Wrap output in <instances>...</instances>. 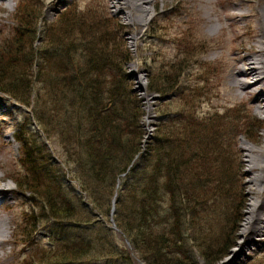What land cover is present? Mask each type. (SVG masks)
Returning a JSON list of instances; mask_svg holds the SVG:
<instances>
[{"label":"rangeland","instance_id":"374dc122","mask_svg":"<svg viewBox=\"0 0 264 264\" xmlns=\"http://www.w3.org/2000/svg\"><path fill=\"white\" fill-rule=\"evenodd\" d=\"M22 1L24 3L26 0H0V56L8 46L6 44L9 40L13 44L15 43L19 33L18 28H31L28 23L35 19L36 12L39 9L41 15L39 25L42 24L41 34L35 40L34 47L36 49L33 52H26L28 56L34 54L38 61L44 47L52 46L47 41L53 40L54 43H57L60 40L64 44L67 39L66 36L78 40V37L74 34L78 35L79 31L74 30L67 34L61 28L59 16L68 6L70 9L75 8L86 13L91 12V15L93 8L102 6L103 12L109 18L117 20L123 27V42L130 53V60L124 66L123 79L115 84L116 72L113 69L107 70L106 67L102 68V74L106 79V83H110L114 86V89L116 88L114 94H119V101L114 103V110L119 112H124L125 109L132 110L133 112L126 111L128 115L140 112L141 152L147 154L153 147V151L155 152L157 149L160 157L164 155L163 160L168 159V154L163 153L164 150L161 151L162 149L158 152V148L155 147L154 143L156 137L160 134L161 128L176 130L181 127L169 123L162 126L164 123H161L165 118H168L167 121H171L172 118L179 116V110L196 111V115H193L194 119L207 118L211 129H205V132H201L203 145L196 143L195 139L191 140L192 147L189 144H183L185 155L187 151L190 153L193 149H196L201 152L207 150L211 155L219 153L222 158L223 156L226 158L228 152L233 153L234 150H241L240 155L243 166L240 174H237L238 179L234 177L231 182L223 184L229 185L233 182L230 198H221L217 202L210 199L207 202V196L210 194L207 193L206 200L202 204H197L192 213L186 214L185 225L182 228L188 239V245L194 247L196 259L200 264L206 263L202 253L203 248L209 242H218L230 236V242H234V245L215 264H222L224 261H230L228 264H264V236L261 243L251 245V247L245 249L241 257L231 259L236 250L235 248L240 247L239 243L242 241L240 231L247 215L249 203L257 196V194H252V191H250V172L248 171L247 161L250 156L243 146V140L257 147H264V112H257L253 98H248L237 91L230 92V63L225 60L230 50L234 46L240 45L244 40L247 41L245 42L247 49H250L252 45L256 46L260 24L252 18L237 19V22L230 26V23L226 21L227 35L230 37L233 32L239 35L235 40L230 39L228 43L224 44L222 31H214L210 28V19L217 20L213 7L214 0H156L155 3L149 5L151 8L150 20L146 25L138 22L131 23L126 18L125 13L119 12L113 6L108 7V0H35L37 4L33 3L34 5H32V3H29L28 7L23 5L19 7ZM218 1L220 5L227 7L228 11L232 12L242 11L249 14L258 10V0ZM123 9L126 12L130 10L127 6H123ZM215 9L217 10L216 6ZM23 14L24 24L20 25L18 19ZM18 25L20 27H17ZM62 25L65 26L63 23ZM135 35L136 39L134 38ZM65 44L67 46L66 42ZM91 44L80 41L69 43L65 53L58 52L50 57L56 65L49 70L38 72L35 66L32 69L33 72L30 71L27 74H25L27 69L19 70L21 73L24 72L27 82H29V73H32L30 77L34 87L29 98V105L16 101L10 95L0 91V188L3 189L0 191V198L3 195L7 197L5 201L0 203V216L7 222L9 231L6 236L7 239L3 242L0 241V264H29L30 260H41V258L42 262L40 264H146L139 258L138 253L131 244L127 242L128 238L122 231L115 228L114 222L111 220L112 217L115 220L117 199L122 190L125 174L120 176V182L116 188V195L118 196L114 197L112 202L115 211L111 212V218L109 215V222L104 224L105 227L101 224L91 227L79 225L74 221L55 219L48 214L45 208L43 209L42 202H35L32 199V194L25 191V187L17 185V179L26 171L21 162L23 150L14 137L15 131L21 130V132L27 133L30 147L34 145V148H36L38 145L41 148L42 157L45 158L41 165L42 169L44 164L49 165V173L59 178L63 185V191L76 205L77 210L79 209L78 213L83 215L84 211L82 209L84 207L82 205L84 203L81 196L84 195L79 182L74 176V173L81 171L79 163H76L81 148L77 146V153H74L69 144L71 141L68 138V131L66 130L64 135H61L60 124L57 122L60 120L58 118L72 117L74 112H78L79 115L86 114L88 106L93 105V103L86 100L93 96L85 85L87 81H84V77L87 70L83 68V66H89L90 63L87 54L91 49L89 48ZM59 49H61L60 46ZM82 49H84V52ZM90 59H94L93 56ZM182 59H187L188 64L184 65V69L181 64L180 71L183 70L176 77L178 87L172 89L171 84L169 90L163 95L152 91L150 83L153 73H170V69L173 71V65L177 67ZM72 69L73 72L70 73ZM78 69L84 72H79ZM58 72H62L64 76L59 77ZM59 79L62 80L61 82L72 79L73 83L80 89L81 94L76 95L74 90L68 88L67 92L64 91V93L59 94L58 98L60 100L50 103L52 87ZM102 83L101 81L97 82L98 85ZM46 88L47 95L45 93ZM24 89L25 87H22V91ZM105 89L99 88L97 90V101L101 100L102 102H97L95 108L108 103L111 99L110 96H107L108 91ZM193 91L196 95L193 96V99H187V95L194 94L191 93ZM28 93L29 91L24 93L25 96L28 97ZM45 97L46 103L44 102ZM237 108L244 112L242 117L246 116L247 118L234 119L238 112L236 111ZM55 109L60 114L57 118L58 121L52 118H49L48 121L46 116L50 115V110ZM161 110L163 113H161ZM41 114L45 115L43 120L46 124H42L41 119L38 118ZM162 114H168L169 116H163ZM118 117L122 118V116ZM83 119L84 117H81L79 120V123H81L80 128H83L79 131L84 132L86 130L89 134L91 124L87 123L85 125V121L82 124ZM200 130H203V128L201 127ZM77 136L79 137V135ZM232 150L233 152H231ZM152 155L148 157V161L144 166V169L148 171L147 174L152 171V163L156 160V155ZM185 157L191 160L189 156ZM135 162L137 160H134L133 164ZM209 172H211L210 169ZM192 174L191 168L187 175ZM227 176L229 175H224L225 178ZM205 181L206 179H198L201 187L205 185ZM133 187V184H129L122 191L126 201L122 203L121 209L124 208V211H130V213L137 206L136 200L131 198L135 193ZM138 193L140 194L139 191ZM214 193L218 194L219 191ZM212 197L214 198V194ZM33 212L36 213V218L29 220V214L32 215ZM34 219L36 234L32 230ZM83 219H86V217H83ZM93 219H95L94 216ZM99 219L104 220L101 217ZM29 229L33 236L28 241H24ZM102 236L107 237L105 241H113L118 249H125V252L129 254V259L119 260L115 255L106 257L105 255L96 254L97 251H94L95 253L92 252L80 260L73 262L59 261V253L64 248L61 242H71L79 239L94 240L96 237L102 241ZM100 244L101 242L98 245ZM103 245L108 246L104 243ZM50 251L57 257L47 256Z\"/></svg>","mask_w":264,"mask_h":264},{"label":"trees","instance_id":"16d2710c","mask_svg":"<svg viewBox=\"0 0 264 264\" xmlns=\"http://www.w3.org/2000/svg\"><path fill=\"white\" fill-rule=\"evenodd\" d=\"M35 2V0H26L24 3L22 1L19 7L21 5L28 7L29 3H32V5L37 4ZM39 10L36 12L35 19L28 23L31 28H18L19 33L15 43L13 44L9 40L4 53H1L0 91L10 95L16 101L29 105V98L32 95L34 86L30 77L32 73H29V82L26 81L25 74L32 71L34 66L38 69V72L51 69L56 63L50 57L58 52L65 53L69 43H76L77 41L92 43L89 46L92 50L88 49L87 54V59L90 62L89 66H83V68L87 70L84 77V81H87L85 85L93 96L86 100L93 103V105L88 106L86 114L79 115L78 112H74L72 117L67 116L62 119L58 118L60 114L55 109L50 110V115L46 116L48 121L49 118L57 121L60 119L57 122L60 124V134L64 135L65 131H68V138L71 141L69 144L74 153H77V146L81 148L80 154L78 153L79 159L76 162L79 163L81 171L74 173V176L79 182L84 195L81 196L84 203L82 205L84 213L83 215L78 213L79 209L77 210L76 205L63 191L62 182L59 181V178L54 177V174L49 173V165L44 164L42 169L41 165L45 158L42 157L41 148L38 145L36 148H34V145L30 147L27 133H23L21 130H16L14 137L23 150L21 162L26 171L17 179V185L25 187V191L32 194V199L35 202H42L43 209L45 208L48 214L55 219L74 221L79 225L91 227L101 224L105 227L104 224L109 222V215L111 218L113 198L118 196L116 195V188L120 182V176L126 173L122 190L117 199L115 221L119 230L129 239L139 258L146 264H200L196 259L194 247L188 245V239L182 227L185 225L186 214L192 213L197 204H202L207 197V202L210 199L217 202L221 198H230L233 182L229 185L223 184L231 182L234 177L238 179L239 170L233 153L228 152L227 157L224 158L223 156L222 158L219 153L211 155L207 150L201 152L193 149L190 153L187 151L185 155L183 144L186 143L192 147L191 140L195 139L196 143L203 145L201 132H205V129H211L207 118L194 119L193 115H196V111L179 110V116L172 118L171 121H167L168 118H165L161 123H164L162 126L169 123L181 127L176 130L161 128L160 134H158L154 143L155 147L158 148V152L162 149L161 151L164 150L163 153L168 154V159L163 160L164 155L160 157L157 149L154 152L153 147H151L152 149L147 154H143L133 164V159L140 151L142 130L139 120L141 114L136 112V114L131 113V115H128L126 111L133 112L128 109H125L124 112L114 110V103H118L119 94H114L116 88L114 89V86L110 83L107 84L102 74V68L106 67L107 70L113 69L116 72L115 84L123 79L124 66L130 60L129 49L123 42V27L117 20L103 15L99 8H93L91 15V12L86 13L80 9H70L68 6L59 16L61 28L67 34L74 30L79 31L78 35L74 34L78 37V40L66 36L67 46L65 42L63 44L60 40L57 43H54L53 40L47 41L52 46L44 47L43 53L39 55V62L34 54L33 56L26 55V52H33L36 49L34 47L35 40L41 34L42 24L39 25L41 18ZM23 17L24 14L18 19L20 25L24 24ZM31 39L33 40L31 41ZM59 46L61 49H59ZM82 50L84 52V49ZM91 56L94 59L91 60ZM181 64L184 69V65L188 64L187 59H182L177 67L173 65V71L170 69V73L154 72L150 83L152 91L163 95L169 90L171 84L172 89L178 87L176 77L183 70L180 71ZM75 68H77L76 65ZM21 69H27V72L25 74L19 72ZM78 70L84 72L81 69ZM72 72L73 69L70 70V73ZM62 76L64 74L60 72L59 77ZM81 80H79L80 83H82ZM61 81L59 79L53 85V92L50 93V103L60 100L58 98L59 94L64 93V91L67 92L68 88L74 90L76 95L81 94L80 89L77 88L72 79ZM98 81L103 83L98 85ZM105 86L108 91L106 94L111 99L108 103L95 108L97 102H102L101 100L97 101V90L99 88L105 89ZM22 87H25L24 91H22ZM28 91L27 97L24 93ZM45 93L47 95V88ZM57 93L58 95H56ZM191 93L194 94L187 95V99H193V96L196 95L194 91ZM44 102L46 103V97ZM72 107L74 108L73 105ZM236 111L239 113L237 112L234 119L241 118L244 113L242 114L239 108ZM161 113H163L162 110ZM162 115L169 116L168 114ZM118 116H122L123 119ZM81 117H84L82 124L84 121L85 125L87 123L91 124L89 134L86 130L84 132L79 131V129H83L80 128L81 123H79ZM38 118L41 119L42 124H46L43 120L45 118L44 114L39 115ZM242 118L247 117L243 116ZM201 127L203 130H200ZM151 155H156V160L152 163V171L147 174L148 171L144 169V166ZM185 156H189L191 160ZM191 168L193 174L187 175ZM209 169L211 172H209ZM224 175L229 176L225 178ZM198 179H206L203 187L198 183ZM129 184L134 186L135 193L131 198L136 200L137 203L134 210L132 209V213L124 211V208L121 209L122 203L126 201L122 191ZM216 191H219V193H214ZM207 193H210V197H205ZM213 194L214 198L212 197ZM93 216L95 219H93ZM29 217V220H33V218H36V213L29 214ZM83 217H86V219H83ZM100 217L104 220L99 219ZM35 224L34 219L32 230L36 228ZM30 229L24 241H28L33 236ZM107 229L109 230V228ZM34 234H36V230H34ZM106 238V236H102V241L96 237L94 240L79 239L71 242H61L64 248L59 253V261L73 262L80 260L92 252L95 253L94 251H97L96 254L105 255L106 257L115 255L119 260L129 259V254L125 252V249H118L113 241H105ZM230 240L231 236L218 242H209L203 248L202 253L206 260L205 264H215L222 259L227 254L228 249L234 245V242H230ZM99 242H101L100 245H98ZM103 243L108 246L103 245ZM100 247L106 249L103 250ZM47 256L57 257L52 251L48 252Z\"/></svg>","mask_w":264,"mask_h":264},{"label":"bare ground","instance_id":"6f19581e","mask_svg":"<svg viewBox=\"0 0 264 264\" xmlns=\"http://www.w3.org/2000/svg\"><path fill=\"white\" fill-rule=\"evenodd\" d=\"M108 7L113 6L119 12L125 13L131 23L138 22L146 25L150 20L151 8L150 4L155 3L156 0H108ZM207 1V0H203ZM209 1V0H208ZM214 11L217 15V20L210 19L212 30L222 31L223 43H228L238 37V33H232L230 37L227 35L225 22L228 21L229 26L235 24L237 19L252 18L259 24L256 46L252 45L247 49L245 42L234 46L226 55L225 60L230 63V92H239L246 95L248 98H253L257 112H264V0H258V10L251 13H244L242 11L232 12L228 11L227 7L219 4V1L214 0ZM107 6V5H106ZM123 6L129 7L126 12ZM215 6L217 10L215 9ZM100 11L106 15L102 6ZM136 39V35L134 36ZM140 85L143 86L142 83ZM248 108V107H246ZM249 109V108H248ZM242 114L244 112H241ZM243 146L250 156L248 161V171L250 172V191L252 194H257L249 203L247 215L242 223L240 235L242 241L239 243L240 247H236L232 260L241 257L245 249L251 245H258L262 242L264 236V147H257L253 144L243 140ZM241 151V150H240ZM240 151L234 150L233 156L237 163V167L242 171L243 161L241 159ZM2 188H0L1 191ZM3 190V189H2ZM7 199L6 195L0 198V203ZM7 222L0 216V241L3 242L8 234ZM40 259L30 260L29 264H40ZM230 261H224L222 264H228ZM20 264V263H19Z\"/></svg>","mask_w":264,"mask_h":264},{"label":"water","instance_id":"95a60500","mask_svg":"<svg viewBox=\"0 0 264 264\" xmlns=\"http://www.w3.org/2000/svg\"><path fill=\"white\" fill-rule=\"evenodd\" d=\"M115 211V208H112V213ZM111 220L114 222L115 228L119 230V228H117L116 223L114 218L112 217ZM127 242L130 244L129 240L127 239Z\"/></svg>","mask_w":264,"mask_h":264},{"label":"built area","instance_id":"2783aa9c","mask_svg":"<svg viewBox=\"0 0 264 264\" xmlns=\"http://www.w3.org/2000/svg\"><path fill=\"white\" fill-rule=\"evenodd\" d=\"M142 151V150H141ZM140 153H142V152H140Z\"/></svg>","mask_w":264,"mask_h":264}]
</instances>
